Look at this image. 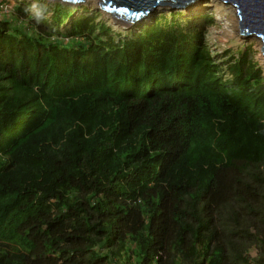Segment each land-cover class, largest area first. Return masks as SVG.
Listing matches in <instances>:
<instances>
[{
  "label": "trees",
  "instance_id": "trees-1",
  "mask_svg": "<svg viewBox=\"0 0 264 264\" xmlns=\"http://www.w3.org/2000/svg\"><path fill=\"white\" fill-rule=\"evenodd\" d=\"M43 2L0 19V264H264L253 50L223 64L208 16L118 36Z\"/></svg>",
  "mask_w": 264,
  "mask_h": 264
},
{
  "label": "rangeland",
  "instance_id": "rangeland-1",
  "mask_svg": "<svg viewBox=\"0 0 264 264\" xmlns=\"http://www.w3.org/2000/svg\"><path fill=\"white\" fill-rule=\"evenodd\" d=\"M10 1L12 3H10ZM99 1L100 0H86L78 4H70V8L72 10L69 9L71 10V13H67V17L65 18L63 23L64 26L72 24L73 20L77 17H83L84 19H90L94 17L95 19H97L100 16L98 23L109 24L114 33L118 36H126L128 33L134 35L136 33H139L143 28L146 27V25H144L140 27L136 26L135 28H128L123 24L116 23V21L110 14L102 11L98 4ZM204 1L207 0H196L195 4H199ZM41 4H44L43 0H0V19L8 18V20H12L15 16L16 8L18 6L26 7V10H28V12L40 16L41 13L38 11V7ZM190 10L191 7H187L186 11L173 12L171 9L164 8L157 11V16L162 13L167 15L171 13H183V17H185L186 20L187 18H199L200 20H204L208 16V18L212 20L210 22L212 24L206 27L207 30L205 29L206 35L204 36V38L206 39L207 44L210 45L213 54L217 58H219L221 62L223 61V64L226 65L230 64L232 62L231 60L233 59L231 58L228 60L229 54H235L236 56H238V53L240 52L242 53L247 50H253V52L255 53L254 59L256 60V63L259 64V69H261L262 73H264V55L261 52L263 43L261 40H257L252 37H246L241 34V28L239 26L236 8H234L230 4H226L223 0H208L206 3H204V5L195 9L194 12H189ZM48 13L50 15L53 14L50 11ZM49 14L46 16L47 18L52 16H50ZM152 18L153 14L148 15L144 19L151 20ZM41 19L42 18L40 17V20ZM148 22L149 23H146L150 24L151 21ZM183 24L186 23L183 22ZM64 29L65 28L63 26L60 27L62 33H65Z\"/></svg>",
  "mask_w": 264,
  "mask_h": 264
},
{
  "label": "water",
  "instance_id": "water-1",
  "mask_svg": "<svg viewBox=\"0 0 264 264\" xmlns=\"http://www.w3.org/2000/svg\"><path fill=\"white\" fill-rule=\"evenodd\" d=\"M78 4L86 0H62ZM196 0H100L98 2L102 11L110 14L116 23L123 24L128 28L144 26L148 21L154 25L157 21L159 9H171L173 12H189L201 7L207 1L195 4ZM236 8L241 34L261 40L263 43L262 54L264 55V0H223ZM153 14L151 20H145L148 15ZM147 22V23H146Z\"/></svg>",
  "mask_w": 264,
  "mask_h": 264
},
{
  "label": "clouds",
  "instance_id": "clouds-1",
  "mask_svg": "<svg viewBox=\"0 0 264 264\" xmlns=\"http://www.w3.org/2000/svg\"><path fill=\"white\" fill-rule=\"evenodd\" d=\"M49 1H62V0H49ZM62 2H64V1H62ZM64 3L74 4V3H70V2H64Z\"/></svg>",
  "mask_w": 264,
  "mask_h": 264
},
{
  "label": "bare ground",
  "instance_id": "bare-ground-1",
  "mask_svg": "<svg viewBox=\"0 0 264 264\" xmlns=\"http://www.w3.org/2000/svg\"><path fill=\"white\" fill-rule=\"evenodd\" d=\"M239 26H240V24H239Z\"/></svg>",
  "mask_w": 264,
  "mask_h": 264
},
{
  "label": "built area",
  "instance_id": "built-area-1",
  "mask_svg": "<svg viewBox=\"0 0 264 264\" xmlns=\"http://www.w3.org/2000/svg\"><path fill=\"white\" fill-rule=\"evenodd\" d=\"M1 8V7H0ZM1 10V9H0Z\"/></svg>",
  "mask_w": 264,
  "mask_h": 264
}]
</instances>
